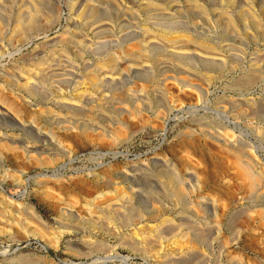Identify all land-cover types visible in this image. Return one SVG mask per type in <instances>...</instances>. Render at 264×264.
I'll return each mask as SVG.
<instances>
[{
    "label": "rangeland",
    "instance_id": "374dc122",
    "mask_svg": "<svg viewBox=\"0 0 264 264\" xmlns=\"http://www.w3.org/2000/svg\"><path fill=\"white\" fill-rule=\"evenodd\" d=\"M224 143L264 182V0H0V264H264Z\"/></svg>",
    "mask_w": 264,
    "mask_h": 264
},
{
    "label": "bare ground",
    "instance_id": "6f19581e",
    "mask_svg": "<svg viewBox=\"0 0 264 264\" xmlns=\"http://www.w3.org/2000/svg\"><path fill=\"white\" fill-rule=\"evenodd\" d=\"M166 67V66H165ZM260 75V74H259ZM252 78V77H251ZM251 78H250V80H251ZM255 78V77H254ZM249 80V81H250ZM253 80V79H252ZM251 80V81H252ZM245 84V83H244ZM25 87V86H24ZM191 93V92H190ZM192 94V93H191ZM197 96V95H196ZM253 115V114H252ZM226 134V133H225ZM121 135V134H120ZM119 136V135H118ZM124 136V135H123ZM224 138V137H223ZM230 142V141H229ZM223 150H225V152H228V153H230L234 158H235V161L234 162H236V165L234 164V166L236 167H238L239 169H241L242 170V172H243V174H242V172H239V175H240V173H241V176L242 177H240V179L241 178H243V179H241V180H244V179H246L247 181H248V189H249V191H253V192H255L256 191V189H257V191H258V188L257 187H260V185H262L264 182H263V178L261 177V176H257L255 173H254V167L253 166H251L250 165V163L248 162V163H246V161H244V160H242L241 159V155H242V153H241V151H239V150H235L234 148H233V145L232 144H227V143H224L223 145H221L220 146ZM241 154V155H240ZM236 167V168H237ZM237 168V170L238 171H241V170H239ZM247 181H246V183H247ZM40 183H45V181H42V180H40L39 181ZM264 185V184H263ZM180 190V194L178 193V195H176V196H181L182 197V199H183V201L180 203V207H181V211L183 212V211H189V210H191V211H194V212H196L195 210H194V208H193V206H192V204H189L190 202H188V201H186V198H188L189 197V195H188V193H186L184 190H182V189H179ZM250 192V193H251ZM252 192V193H253ZM166 194V193H165ZM169 195V193H167L166 194V196L165 197H167ZM169 197V196H168ZM175 197V196H174ZM180 198V197H179ZM201 198V197H200ZM102 199V198H101ZM167 199V198H166ZM178 199V198H177ZM168 200V199H167ZM99 201H101L100 200V198L99 197H97V198H89V199H87L86 201H85V204H84V206L82 207L83 209H77V211H78V213L77 214H80L81 216H85V215H89V216H91L90 214H91V212H93L92 211V208L95 206V204H98V202ZM201 201L203 202H205V199L204 198H201ZM179 202V201H178ZM213 203H214V205L216 204L214 201H212ZM226 204V203H225ZM224 204V205H225ZM228 205H230V204H228ZM228 205H226V206H228ZM221 206H223V205H221ZM225 206V207H226ZM168 206H166L165 208H167ZM165 208H164V210H165ZM84 210V211H83ZM166 212V211H165ZM197 215V214H196ZM154 220V219H153ZM60 223V222H59ZM62 223V224H61ZM61 228H68V226H70V225H65V224H63V222L61 221ZM60 232V231H59ZM58 232V233H59ZM35 233L37 234V235H39L41 238H43V239H46V242H49L47 239H49V237L48 238H46V236L43 234V232L40 230V228L39 229H35ZM52 233V232H51ZM55 234H56V232H54ZM61 233V232H60ZM50 235V234H49ZM58 235V234H57ZM54 236V235H53ZM61 236V235H60ZM56 237V236H55ZM196 237V236H195ZM215 237V236H214ZM50 239H51V237H50ZM197 239V238H196ZM52 240H53V238H52ZM199 240V239H198ZM51 241V240H50ZM204 241V240H203ZM46 242H43V241H41L40 240V243L47 249V250H51V245L49 246ZM50 243H52V241L50 242ZM191 244V243H190ZM194 246V245H193ZM192 248V247H191ZM194 249V248H193Z\"/></svg>",
    "mask_w": 264,
    "mask_h": 264
}]
</instances>
